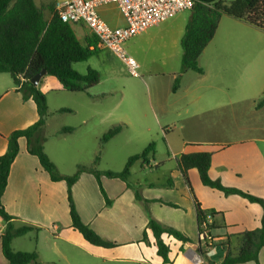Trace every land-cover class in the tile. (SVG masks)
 Listing matches in <instances>:
<instances>
[{
    "label": "crops",
    "instance_id": "0c3cea01",
    "mask_svg": "<svg viewBox=\"0 0 264 264\" xmlns=\"http://www.w3.org/2000/svg\"><path fill=\"white\" fill-rule=\"evenodd\" d=\"M184 12L138 35L151 32L149 38L127 41L125 50L133 57L130 52L137 54L146 47L164 49L163 56L152 67L145 59L139 63L133 58L139 63L140 69L148 73L147 80L153 88H150L149 108L157 122L165 125L169 148L168 155L162 160H156L154 152L146 161H137L132 167L130 181L146 200L151 201L150 216L186 234L191 242L183 243L171 236H164V241L170 247V262L164 263L157 254L154 237L148 233L147 241L143 239L149 215L144 205L136 201L134 190L120 179L102 176L103 188L112 201L108 206L96 178L90 173H83L72 187V197L80 217L102 238L115 244L111 248L90 245L72 228L67 183L52 181L38 158L28 152L27 140L20 138L19 153L11 166L2 203L7 213L16 218V226L30 224L41 228V231L23 236L35 233V236L30 237L35 244L32 250L15 248L16 242L23 238L20 237L12 243L14 251L37 252L38 264H55L57 260L68 264L70 259L82 256L77 250L83 247L92 258L87 263L93 264H221L227 253H237L241 235L245 231L261 226L263 209L259 204L205 186L195 168L188 170V185L178 167V160L183 154L211 153L208 174L212 180L264 200V105H259L264 99V30L235 19L223 29L222 34H226V37L216 40L223 22L221 19L214 39L199 59L204 73H182V83L173 92L174 82L181 70V39L188 23L181 21ZM100 15L113 28L126 25L115 5L102 7ZM72 27L76 32L73 24ZM78 29L84 37L80 39L76 32L81 42L93 34L83 23H79ZM112 55L111 51L101 48L97 56L86 61L92 62L88 69L98 71L101 76L100 83L90 90L92 97L85 94L90 101L100 102L116 92L97 89L102 84L105 72L113 68L110 60ZM152 69L156 72L151 73ZM54 80L50 76L41 80L39 88L45 96L53 89L62 90L60 83L57 81L58 85ZM18 89L16 85H9L0 92V156L6 153L8 138L13 131L26 129L39 119L34 101L23 100ZM82 101L83 108L87 110L80 125L75 126L76 131L92 121L96 122L94 127L98 131L90 130L83 137L74 135L76 131L69 135L50 134V138L64 137L70 150L80 139L91 145L86 149L87 159L84 163L83 160L72 159L67 162L70 170L78 165L93 164L97 154L93 145L95 142L98 144L106 132L99 129L107 118L117 119L114 125H123L125 129L134 122L144 121L141 119L143 117L136 114V105L131 106L135 112V117H131L122 112L116 113L120 103L105 114L100 112L101 104L87 103L85 99ZM58 110L49 112L53 115ZM71 111L68 113H77L76 110ZM220 112L225 114L220 117ZM171 125H180L182 128L181 142L171 137ZM48 126L49 119L44 129L46 136ZM123 131L109 142L118 138ZM48 140L45 152L56 165L58 173L72 175L58 168V161L63 159L60 153L66 146L61 142L54 143L48 150ZM54 153L59 155L54 156ZM195 199L203 211L215 213L212 228L215 243L212 247L200 245ZM163 203H172L177 207ZM5 228L6 223L0 218V235ZM197 256L200 262L195 261ZM259 264H264V248L259 255Z\"/></svg>",
    "mask_w": 264,
    "mask_h": 264
},
{
    "label": "trees",
    "instance_id": "16d2710c",
    "mask_svg": "<svg viewBox=\"0 0 264 264\" xmlns=\"http://www.w3.org/2000/svg\"><path fill=\"white\" fill-rule=\"evenodd\" d=\"M54 1L48 7L43 8L38 6L35 0H0V74H10L15 85H21L18 91L22 93L23 100L32 99L39 115L38 121L33 125L26 129L15 130L10 134L7 151L0 156V218L6 223V228L0 235V264H38L39 260L38 253L35 251H14L12 243L14 239L26 236L31 232H40L41 228L30 224L16 226L14 222L16 218L7 213L2 203L11 166L19 153L20 138L27 140L28 152L38 158L42 168L52 181L67 183L72 228L79 232L90 245L102 248L115 246L114 243L105 240L85 224L76 208L72 197V187L83 173H90L96 178L108 206L112 204V201L103 188L102 176L120 179L134 190L136 201L144 205L149 215V223L143 239L147 241L148 233H150L155 239L157 254L164 263H169L170 247L164 241V236H171L183 243L191 241L186 234L153 219L149 211L151 201L146 200L140 190L134 187L130 181L134 164L140 160L146 161L150 156H153L155 152L153 143L143 152L131 156L120 172L98 170L100 156L97 155L91 166L78 165L74 175H62L58 173L55 164L45 152L43 132L47 117L51 114L45 94L39 86H34L31 83V79L45 69L47 76L55 78L63 91L84 93L90 97H92L90 90L97 86L101 79L100 73L96 70L88 69L85 74H81L73 67L74 64L86 62L100 53L98 38L92 34L86 37L84 42H81L72 24L61 21L55 14ZM190 13L181 39V74L188 71L197 74L204 73L199 59L214 39L223 16H229L264 30V0H198ZM179 87L180 78L178 76L172 88L173 92H176ZM259 105H264V99L260 101ZM68 112L72 111L62 108L56 113ZM123 129V125H117L104 133L100 140L101 148L120 134ZM74 130L72 127H63L59 133L70 134ZM211 157L212 154L206 152L180 155L178 167L188 185H190L188 170L195 168L205 186L222 191L225 195H239L251 203L259 204L263 209L261 226L255 230L245 231L241 235V245L237 253H227L221 264H245L247 262L259 264V255L264 248V200L247 192L225 187L220 181L212 180L208 174ZM163 204L177 207L172 203ZM195 205L200 228L205 211L200 208L196 199ZM211 213L215 216L214 212ZM211 228H213V224Z\"/></svg>",
    "mask_w": 264,
    "mask_h": 264
},
{
    "label": "rangeland",
    "instance_id": "374dc122",
    "mask_svg": "<svg viewBox=\"0 0 264 264\" xmlns=\"http://www.w3.org/2000/svg\"><path fill=\"white\" fill-rule=\"evenodd\" d=\"M40 6H44L45 8L48 7L50 4L53 3V0H36ZM190 11H186L181 15V21L188 22L190 18ZM223 22L221 24V30L218 32L216 36V40L224 39L226 34L223 33V29L227 27L229 22H234L235 19L229 16H223ZM74 28L79 36L80 39L83 40V35L79 32V23L73 24ZM151 35V32L144 34L143 36H137L133 39H147ZM108 50V49H107ZM110 51V50H109ZM138 51V49H137ZM164 49L162 47H152V48H143V50H139L137 54H130L140 63V60H144L147 64L151 65V67L160 60V58L164 54ZM112 52V51H111ZM112 70L109 72H105L103 75L102 84L97 88L98 91H111L116 90L115 93L112 95L107 96V98L101 100L100 102H93L90 101L85 94L82 93H71L66 92L63 90L53 89L52 91L48 92L46 95L47 105L50 112H55L58 109H71L76 110V114L72 113H65V114H51L47 117L49 119V126L47 128V136L43 132V137H45L44 141V148L46 147V140L49 138V142L47 144L48 150L52 148L54 143H63L66 146V149L63 150L60 154H62V160L58 161V168L64 170V172H69V174L74 175L77 171L76 167H71V170L68 169L67 162L72 159L75 160H84L87 159L86 157V149L90 148V144L86 143L83 139L77 141L74 145L72 150L67 148V142L63 139L64 137H54L50 138V134H57L63 127H74V131H76L75 126L80 125V120L82 119L83 115L85 114L86 110L83 108V101L85 99L87 103H99L101 104V113H108L114 106L118 103L121 104L120 108L117 109L116 113L122 112L123 114H129L131 117H135V112L131 109V106L136 105L134 110L136 114L143 117L144 121L141 122H134L143 125H136L132 124L125 129L123 133L111 142H107L105 147V152H103V148H101L100 141L97 144L96 142L93 145L94 150L97 152L96 156H100V161L97 165L98 169H110L113 171H122L127 163V160L132 156L143 152L150 144L155 145V154L154 157L156 160L164 159L169 152L167 139L165 135L166 129L164 128L165 125L157 122V120L152 116L153 113L150 111V83L147 80L148 73L144 72L140 69V77H134L130 74L128 66L126 63L115 53L112 52ZM97 61V60H93ZM92 62H82L74 64V69L79 73L85 74L87 72L88 67ZM93 66V64H92ZM156 72L155 70L151 71V73ZM181 70H180V84L182 83V77H180ZM55 83L59 85L57 80H54ZM54 83V84H55ZM14 80L10 74H0V92L4 91L9 85H14ZM153 90V88H151ZM225 112H220V117ZM137 117V116H136ZM205 118V117H204ZM134 119V118H133ZM46 120V121H47ZM118 122L117 119L113 117L107 118V120L103 123V127L99 130H106V132L115 126L114 124ZM96 122H90L87 126H83L82 128H77L76 134L78 137H83L86 132L88 131H96L95 129ZM118 124V123H117ZM121 124V122H120ZM72 127V128H73ZM45 129V128H44ZM171 132V137L176 142H181L182 139V128L180 125H176L174 127L171 125L169 127V131ZM98 131V130H97ZM105 132V133H106ZM69 135V134H68ZM67 135V136H68ZM104 135V134H103ZM74 137V136H73ZM102 138V137H101ZM101 140V139H100ZM92 149V148H91ZM57 151V150H56ZM58 152V151H57ZM58 156L59 154L54 153V156ZM81 158V159H80ZM85 158V159H84ZM56 166V165H55ZM57 168V167H56ZM67 168V169H66ZM58 171V170H57ZM71 176V175H69ZM35 236V233L30 234L27 237L20 238L16 244L15 248H30L32 250L35 246L34 240H30V237ZM81 257L70 259L68 264H93V262L87 263V261L91 260V256H88L87 251L84 247L80 250H77ZM27 252V251H26ZM34 252V251H29ZM55 264H64L63 261H56ZM66 264V263H65ZM97 264H99L97 262ZM105 264H118V263H105Z\"/></svg>",
    "mask_w": 264,
    "mask_h": 264
},
{
    "label": "built area",
    "instance_id": "2783aa9c",
    "mask_svg": "<svg viewBox=\"0 0 264 264\" xmlns=\"http://www.w3.org/2000/svg\"><path fill=\"white\" fill-rule=\"evenodd\" d=\"M198 0H55V14L65 23H83L98 38L102 49L118 55L128 66L134 77H140V65L125 50L127 41L146 32L153 26L174 18L179 13L191 11ZM115 5L121 12L126 25L111 27L100 15V9ZM22 79V78H21ZM21 85L18 86L20 88ZM214 216L205 211L199 228V242L212 247L215 238L211 225ZM195 261L200 262V257Z\"/></svg>",
    "mask_w": 264,
    "mask_h": 264
},
{
    "label": "water",
    "instance_id": "95a60500",
    "mask_svg": "<svg viewBox=\"0 0 264 264\" xmlns=\"http://www.w3.org/2000/svg\"><path fill=\"white\" fill-rule=\"evenodd\" d=\"M47 76V71L45 69H43L42 71H40L38 74H36L32 79H31V83L34 86H39L41 80Z\"/></svg>",
    "mask_w": 264,
    "mask_h": 264
}]
</instances>
